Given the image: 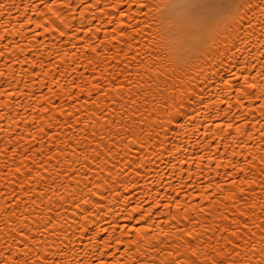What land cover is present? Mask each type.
<instances>
[{
  "label": "bare ground",
  "instance_id": "1",
  "mask_svg": "<svg viewBox=\"0 0 264 264\" xmlns=\"http://www.w3.org/2000/svg\"><path fill=\"white\" fill-rule=\"evenodd\" d=\"M168 3L0 0V264H259L264 0Z\"/></svg>",
  "mask_w": 264,
  "mask_h": 264
},
{
  "label": "snow or ice",
  "instance_id": "2",
  "mask_svg": "<svg viewBox=\"0 0 264 264\" xmlns=\"http://www.w3.org/2000/svg\"><path fill=\"white\" fill-rule=\"evenodd\" d=\"M249 5L251 4V0H247ZM232 8H235L237 12L244 7L243 3H238V0H232L230 5ZM140 8H143L144 5H139ZM149 7H151L149 5ZM169 9V16L167 17V21L169 27L174 29V39L179 40L180 38L186 36L188 33H191L193 30L197 29L200 26V23L203 19V12L205 9L204 0H169L167 5ZM211 7V5H209ZM261 12L264 13V6L261 7ZM249 88L253 87L252 84L247 85ZM173 116H179V112L173 113ZM172 116L169 117L171 119ZM231 127V125H229ZM264 227V224L261 225ZM264 243V241H262ZM238 245L233 244V251ZM246 250H250L253 256H259V264H264V247H262L259 252L255 247L251 244L247 246ZM195 255V253H193ZM179 264V262H177ZM195 264V261L193 262ZM211 264H217L215 260L211 262ZM231 264H237V261L233 260ZM249 264H252L249 261Z\"/></svg>",
  "mask_w": 264,
  "mask_h": 264
}]
</instances>
